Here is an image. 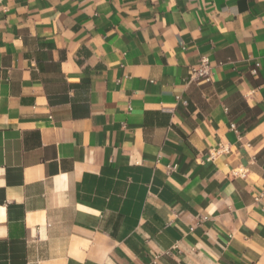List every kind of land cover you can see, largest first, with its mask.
I'll use <instances>...</instances> for the list:
<instances>
[{
    "label": "crops",
    "instance_id": "crops-1",
    "mask_svg": "<svg viewBox=\"0 0 264 264\" xmlns=\"http://www.w3.org/2000/svg\"><path fill=\"white\" fill-rule=\"evenodd\" d=\"M0 264H264V0H0Z\"/></svg>",
    "mask_w": 264,
    "mask_h": 264
},
{
    "label": "built area",
    "instance_id": "built-area-1",
    "mask_svg": "<svg viewBox=\"0 0 264 264\" xmlns=\"http://www.w3.org/2000/svg\"><path fill=\"white\" fill-rule=\"evenodd\" d=\"M255 69H252V72L255 73ZM193 74L195 78H201L205 81H210L212 72H211V66L209 64V60L207 57H201L198 65L193 69ZM232 129H235V125H231ZM240 138V137H239ZM230 151V144L219 142L216 146H213L209 148L206 152V159L209 161H214L218 158H220L222 155L227 154ZM169 169L174 168V166H168ZM241 173L242 170H233V174L237 175Z\"/></svg>",
    "mask_w": 264,
    "mask_h": 264
}]
</instances>
